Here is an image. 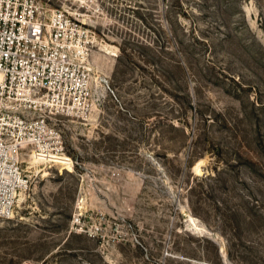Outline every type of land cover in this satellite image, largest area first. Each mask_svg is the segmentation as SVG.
<instances>
[{"label":"rangeland","instance_id":"rangeland-1","mask_svg":"<svg viewBox=\"0 0 264 264\" xmlns=\"http://www.w3.org/2000/svg\"><path fill=\"white\" fill-rule=\"evenodd\" d=\"M68 4L89 110L23 154L0 264H264V0Z\"/></svg>","mask_w":264,"mask_h":264},{"label":"built area","instance_id":"built-area-1","mask_svg":"<svg viewBox=\"0 0 264 264\" xmlns=\"http://www.w3.org/2000/svg\"><path fill=\"white\" fill-rule=\"evenodd\" d=\"M70 1L0 0L1 218L15 216L18 195L28 187L26 151L51 164L66 154L50 118L89 110L93 40Z\"/></svg>","mask_w":264,"mask_h":264}]
</instances>
